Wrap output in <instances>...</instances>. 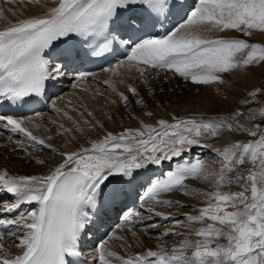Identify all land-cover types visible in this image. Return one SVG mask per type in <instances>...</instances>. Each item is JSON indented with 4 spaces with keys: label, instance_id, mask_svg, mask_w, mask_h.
<instances>
[{
    "label": "snow or ice",
    "instance_id": "snow-or-ice-1",
    "mask_svg": "<svg viewBox=\"0 0 264 264\" xmlns=\"http://www.w3.org/2000/svg\"><path fill=\"white\" fill-rule=\"evenodd\" d=\"M173 16L179 23L163 35L157 33V25ZM226 31L248 37L257 31L264 33V0H194L192 4L186 0H53V6L44 5L40 14L0 28V103L20 109L50 100L49 85L68 76L74 89L85 94L91 91L93 99L105 98L109 105L119 101L125 109L132 103L129 95L136 105L147 104L138 88L126 82L125 75L131 79L133 72L151 98L155 89L147 76L149 70H155L156 76L170 72L195 85L224 84L225 74L264 63V44L213 35ZM117 56L124 59L101 69L107 79L96 80V73L80 70L85 60ZM164 79L167 82L169 77ZM90 81L103 84L116 99H108L99 88L84 87ZM261 96L264 88L252 89L232 111L214 116L170 114L147 123L132 115L139 126L119 132L108 130L82 101L71 106L69 100L64 108L53 101L52 111L71 127L50 120L53 128L49 131L61 137L68 134L69 143L77 139L75 133H84L86 128L104 133L90 146L76 150H59L49 142L52 135H35L29 127L32 117L0 114V130L10 133L9 141L17 134L22 136L14 143L28 158L46 164L33 157L29 148L49 150L60 157L43 174L11 175L0 170V192L13 198L0 201V229H9L0 231V240L15 237L19 250L12 255L0 244V264H76L71 258L81 256L85 233L112 211L122 214V223L105 234L91 264H264ZM253 104L259 107H251ZM145 114L154 116L152 111ZM105 116L113 120L111 115ZM227 133L248 139L214 148L212 158L220 165L218 169L200 155L185 158L194 147L209 148L210 141ZM165 162L170 166L160 176L147 174L149 166L160 167ZM246 164L250 167L241 171ZM189 179L202 181L211 190L190 188ZM233 183L241 190H224ZM173 192L202 198V206L193 208L197 214L177 218L157 211V207H185L179 201L161 198ZM133 196L149 206L125 211ZM25 204L35 207L20 211ZM154 218L185 228L187 234L167 229L157 236L155 248L133 255H121L109 247L110 241H120L126 252L131 245L117 233L131 231L135 237L137 227L157 228V223L149 222ZM170 236L183 239L178 246L169 247L163 238ZM192 236L195 239L189 238Z\"/></svg>",
    "mask_w": 264,
    "mask_h": 264
},
{
    "label": "bare ground",
    "instance_id": "bare-ground-1",
    "mask_svg": "<svg viewBox=\"0 0 264 264\" xmlns=\"http://www.w3.org/2000/svg\"><path fill=\"white\" fill-rule=\"evenodd\" d=\"M37 1L38 0H14V2L9 3L6 2V0H0V10L3 11V17H0V28L4 27L7 23L16 22L17 20L24 18L26 16L40 14L44 6V4L42 3H46L45 5L47 6H53V0H40V2ZM166 75L169 77L167 82H165L164 79ZM255 75L256 77L254 79H257L258 82L260 81L262 88H264V83L262 82V78L264 77V63L252 66L248 70V73L245 76H250L251 78L252 76ZM137 76L138 74L133 72L131 73V79H128L127 74L125 75V79L127 83L132 82L134 86L136 84L138 90L140 91L141 96H144L147 101L146 107H140L136 105L134 102V98L131 95H129V99L130 101H132V103L128 109H125L124 106L119 103V101H117L116 105H109L107 99L105 98L93 99V95L91 91L85 94L78 89H74L72 87V84H70L69 90L61 96L63 97V100L56 101L57 106L64 108L69 100L72 102L71 106H79L80 102L82 101L83 103L87 104L88 108L95 113L97 119L103 122L108 130L113 132H119L127 127H132V128L138 127L139 120L130 119L131 123L128 121L130 117L132 118V115L135 116V113L138 116H143L142 120H144L147 123H154L155 120L158 118H169L170 114H176V115L203 114L204 116H211L212 115L211 113H215L209 107H204L201 105V104L206 105L207 103H210V106H212V104L216 103L214 95L210 90L203 91V87L200 88L201 93L205 96L201 102V100L199 99L200 96L192 92L194 87H196L192 83H187L188 81L183 82L182 78L178 76L173 77L172 73L170 72H161L159 76H156L155 70H149L147 76L149 82L152 84V87L155 89V97L151 98L147 96V89L145 88L143 83L140 82ZM235 77L238 79L242 78V76H235ZM107 78H108V74L103 72L101 74H97L95 77L96 80H103ZM229 78H231L230 74H225L224 79L228 80ZM242 80L243 78L239 81H236L235 82L236 84L233 85V90H232L233 92L237 93V95H240L239 96L240 101H242L246 97V94L249 91V88L248 89L246 88L247 86L246 82ZM175 81H180L178 83L180 90L179 88L175 87V84L177 83ZM258 84L259 83H257V85ZM254 85L255 84H253V86ZM84 87H87L89 89L99 88L100 91L104 92V96L107 97L108 99H116L115 96L110 95L109 91L105 89V86L103 84L97 85L94 81H90L86 83ZM161 87L164 89L163 92H160ZM120 90L125 91V93L128 94L123 86H120ZM227 92L230 93L231 89H229V91ZM241 94L243 96H241ZM197 96L199 97L198 99ZM77 97H79L80 100H78ZM259 99L261 101H264V96L259 97ZM157 102H159V105L162 106H158ZM223 106L227 109L226 111L228 110L232 111L234 109L232 107H229L228 104L226 105V103H223ZM251 107L254 108L259 107V105L253 104L251 105ZM147 111H152L154 113V116L149 117L150 119L147 117H146L147 119L144 118V115H146L145 113ZM105 114L111 115L113 117V120L108 121L106 119ZM47 115H50L49 112L42 113L40 117L28 116L33 118L31 124H29V127L32 130L35 129L36 126V131L40 133L39 136L41 137L52 135L53 139L49 142L54 144L59 150H76L80 146L88 147L90 146L91 141L100 139L104 134L103 131L100 129H97L95 131H89L86 128L84 133H75L77 139L75 141H72V143H69L68 141L71 139V137L68 134H65L63 137H61V136H56L54 131H49L50 129L53 128V125L49 123L50 120L47 122L43 120V118ZM70 115H73L78 119L76 113L70 112ZM126 119L127 122L130 124L126 122ZM51 120H55L58 123H64L66 127H71L70 122L64 120L62 117L58 115L53 117ZM9 135H10L9 132L0 130V144L2 145L5 144L3 142V139L7 138L8 140ZM17 136L20 135L17 134ZM232 138L233 141L244 140L245 135H240V134L233 135L231 133H227L224 135L222 139L210 141L209 148L194 147L193 150L196 148H200L199 151L200 153H204V154L207 153V155L208 154L211 155L213 153L212 150L214 148L225 146L229 141H231ZM10 144L12 143L8 142L6 147L2 149L0 146V170L6 169L11 175L43 174L47 172L48 167L52 166L56 161L60 159L58 154L53 153L49 150H43V151L39 149L28 150L29 152L32 153L33 157L43 159L46 161L45 165L36 164L35 159L28 158L23 150L14 151L13 150L14 145L10 146ZM193 150L192 152H194ZM192 152L186 153L185 155L192 158L191 156ZM49 155H52L54 158L53 159L50 158ZM151 167L153 166H149L148 169H150ZM119 232H120L119 234L121 235L124 233H128L127 231H119ZM1 241L2 240H0V242ZM16 241L18 240L16 239ZM17 243L15 242V244H13L11 247V252L13 255L17 254L19 251L15 246Z\"/></svg>",
    "mask_w": 264,
    "mask_h": 264
},
{
    "label": "rangeland",
    "instance_id": "rangeland-1",
    "mask_svg": "<svg viewBox=\"0 0 264 264\" xmlns=\"http://www.w3.org/2000/svg\"><path fill=\"white\" fill-rule=\"evenodd\" d=\"M37 2H40V0H38ZM42 4L45 5L46 3H42ZM262 34L264 35V33H260L259 32V34H258V32H254L252 34V36L248 37V36H243L241 33H238V32H235V31H226V32H223V33H219V32L213 33V35H215V36H224V37H229V38H243V39L248 40L250 43H262V44H264V40H262V39H264V36ZM250 68L251 67H249L247 69L249 70ZM247 69L243 70V71H237L236 73L234 72V73L230 74L231 78H229L228 80H225L226 83H224V84H217V85H213V86H205V85H195V84H193L196 87H194L192 92H194V93H196L197 95L200 96V98L197 96V99L199 98L201 100V102H202V99H204V97H205L200 91L201 87H203V91L210 90L213 93L214 98L216 100L215 104H212V106H210V103H207L206 105L205 104H201L204 107H209L213 112H215V113H211L212 114L211 116L222 114V113H225V112H230L229 110L226 111L227 109L223 106V103H226V105L228 104V106L232 107V108H236L238 106V104L240 102V97H239L240 95H237V93L232 91L233 90V85L236 84L235 83L236 81H239V80H241L243 78L242 81L246 82V85H247L246 88L247 89L249 88V91L252 90V88L253 89L262 88L261 82L260 81L258 82L257 79H254L256 77V75L252 76L251 78H250V76H245L248 73ZM239 73H241V74H239ZM235 76H242V78L238 79ZM247 78H249V79H247ZM230 79H232V80H230ZM182 81L183 82H187V81H184L183 79H182ZM255 81L257 83H259V84L257 85V83ZM175 82H177L175 84V87L179 88V84L178 83L180 81H175ZM262 82L264 83V77L262 78ZM130 83H132V82H130ZM187 83H191V82L188 81ZM252 83L255 84V85L253 86ZM135 86H136V84H135ZM229 89H231L230 93L227 92V91H229ZM179 90H180V88H179ZM215 96H217V97H215ZM241 96H243V95L241 94ZM48 112H49L50 115H47V116H45L43 118V120H45L46 122L51 120L53 117H55L57 115L54 111H50L49 110ZM135 116L138 117V118L142 117L141 119H143V116H138L136 113H135ZM146 117L149 118L148 116L144 115V118H146ZM130 119L133 120V118L130 117L129 120H128L131 123ZM126 122H127V119H126ZM130 123H128V124H130ZM32 130H33V133L35 135H37V136L40 135V133L36 131V126H35V129H32ZM20 139H23V137L22 136H17V135H15L13 137L12 141H9V140H7V138H4L3 142L5 144H3V145L0 144L1 149L5 148L8 142H11L12 144H10V146L14 145L15 151H21V149L17 148L15 143H14L15 140H20ZM247 139H248V137L245 136L244 140H247ZM231 141H233V138L231 139ZM28 150H31V148H29ZM193 151H194V152H192L193 155H191L192 157H194L196 155H200V156H202L205 159V161L209 165H211V166H213V167H215L217 169L220 167V165L218 163H216L215 160L212 158L213 155H214L213 153L211 155H209V154L207 155V153L206 154L200 153L199 152L200 148H196ZM49 157L52 158V159L54 158L52 155H49ZM248 167H250V165L246 164V165L242 166L240 170L244 171ZM234 174L235 173H233V175ZM186 183L188 184V186L190 188H194V189H197L199 191H209V190H211L207 184L203 183L202 181L196 180V179H189L188 181H186ZM224 190L225 191H239L241 189L239 188L238 185L233 183L231 185L226 186ZM161 198L162 199H167V200H172V201H179L181 204L185 205V207H157V209H156V210H158V208H159L158 211H161V212H164V213H170V214L176 216L177 218H182L185 213H191V214L195 215L197 213L195 211H193V208L202 206V198L190 196V195H187V194H183L181 192H173L171 194H166V195L162 196ZM155 223H157L159 225L157 228L147 229V230H145L144 228H140V230L138 228H136L135 229V231H136V236L135 237H133L131 231H127L128 233H124L122 235L119 234L120 232H118L117 234L120 235V236L125 237V239L127 241V244L131 245V247L127 248L126 252H125V249L120 246V244H121L120 241H110L109 242V247L112 250L117 251L121 255H125V254L133 255V254H135L137 252L143 251L146 248H155L157 246L158 242H159L157 240V236L160 233H162L165 230H167V229H172L175 232H181V233L187 234V230L185 228H182V227H179V226H174L170 221H164V220L162 221V219L156 218ZM189 238L190 239H195L194 236L189 237ZM104 239H106V238H104ZM182 239H183V237H174V236L165 237V238H163V243H165L169 247L174 246V245L178 246ZM101 241H98L96 243V245L94 247V251H95L96 247L98 246V244ZM15 242L17 243L18 241H16V238L12 237L10 239L7 238L6 240L5 239L2 240L0 242V244H3L5 250L7 252H9L10 254H12L11 247H12L13 244H15ZM8 249H9V251H8Z\"/></svg>",
    "mask_w": 264,
    "mask_h": 264
}]
</instances>
